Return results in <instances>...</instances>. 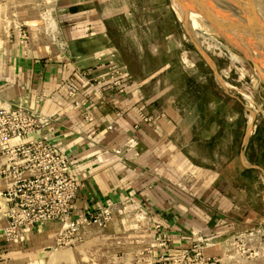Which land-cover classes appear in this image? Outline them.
Masks as SVG:
<instances>
[{
    "label": "crops",
    "instance_id": "1",
    "mask_svg": "<svg viewBox=\"0 0 264 264\" xmlns=\"http://www.w3.org/2000/svg\"><path fill=\"white\" fill-rule=\"evenodd\" d=\"M59 2L64 3L63 9L71 10L65 17L73 23L66 29L65 53L37 42L24 47L1 35L0 109L23 103L48 118L49 125L36 135L64 149L74 163L79 184L73 217L126 203L145 214L153 229L155 225L162 228L172 253L186 248L190 237L218 242L251 230L258 222L257 211L264 209V120L256 124L251 113L238 159V116L232 123L222 118L231 133L226 144L222 122L215 121L212 157L194 153L188 128L175 121V112L164 110L156 116L145 105L146 96L138 82L128 78L124 92L110 85L106 65L109 52L97 41L102 39V29L91 21L98 16L83 8L93 1ZM47 13L54 20L53 33L57 23L53 14ZM32 29L36 32L37 27ZM83 71L88 77L81 76ZM96 82L100 84L96 86ZM69 87L75 91L73 96L68 95ZM206 143L214 146L213 140ZM0 207V264H39L41 261H33L35 252L54 244L59 226L41 224L25 242L8 245L1 234L5 226L1 200ZM263 221L260 216L259 224ZM114 223H108L107 230L120 226ZM103 230L84 228L83 242H100L95 233ZM48 232L50 237L31 243L32 236ZM133 249L130 246L127 250L134 254ZM111 254L106 249L102 256L108 258Z\"/></svg>",
    "mask_w": 264,
    "mask_h": 264
},
{
    "label": "rangeland",
    "instance_id": "2",
    "mask_svg": "<svg viewBox=\"0 0 264 264\" xmlns=\"http://www.w3.org/2000/svg\"><path fill=\"white\" fill-rule=\"evenodd\" d=\"M92 1L83 8L98 16L91 19L102 29V39L97 38V41L108 49L109 59L123 67L129 79L142 86L145 105L152 108L156 116L164 110L175 112V121L189 130L188 137L195 146L192 151L202 157H212L215 121L222 122L221 133L226 144L231 138L227 122L232 123L238 116V159L239 144L251 113L256 124L264 120V78L262 80L258 74L263 72L264 76V62L254 57V48L239 36L236 15L240 30L251 39L253 19L256 18L259 42L264 48V0H215L204 6L213 18V30L219 33H213L211 29L194 30V27L191 30L197 44L177 16L180 7H172L170 0ZM63 4L59 0H0V37L18 41V29L22 26L29 36L25 47L37 42L65 53L66 29L73 27V23L71 18L65 17L71 10L63 9ZM190 8L197 12L196 7ZM47 11L53 14L57 23V31L53 33L54 20L50 13L45 14ZM199 13L201 15L202 11L198 10ZM219 16L224 23L222 33V24L218 23L215 29V18L219 19ZM32 26L38 31H32ZM218 76L224 81L220 82ZM211 140L213 147L206 143ZM257 215L258 222L251 230L218 242L190 237L186 248L172 253L169 242L167 246L162 245L161 234L165 233L161 227L156 229L155 225L154 232L145 214L120 202L114 204L108 221L120 226L108 230V223L104 228L93 226L96 230L104 229L101 234L95 233L100 242L85 243L80 232L68 245L50 244L35 252L33 261H41L39 264H264V221L259 224L260 216L264 219V209L257 211ZM50 235L49 232L39 234L30 240L33 243ZM104 235L108 236L107 240ZM236 237L238 239L234 240ZM130 246L134 248V254L127 250ZM106 249L112 257L102 256Z\"/></svg>",
    "mask_w": 264,
    "mask_h": 264
},
{
    "label": "built area",
    "instance_id": "3",
    "mask_svg": "<svg viewBox=\"0 0 264 264\" xmlns=\"http://www.w3.org/2000/svg\"><path fill=\"white\" fill-rule=\"evenodd\" d=\"M17 38L22 46L28 45L29 36L22 26ZM106 65L110 85L124 92L129 86L124 68L110 59ZM81 76L88 77V72H81ZM95 84L98 86L100 82ZM74 93L69 87L68 95ZM48 125V118L23 103L0 109V200L5 220L1 234L8 245L25 242L36 227L45 223L59 226L55 245H68L82 229L104 228L112 216L114 204L73 217L79 184L73 172L74 163L64 149L36 135ZM161 235L162 245L167 246L166 234ZM70 237H74L73 240Z\"/></svg>",
    "mask_w": 264,
    "mask_h": 264
},
{
    "label": "bare ground",
    "instance_id": "4",
    "mask_svg": "<svg viewBox=\"0 0 264 264\" xmlns=\"http://www.w3.org/2000/svg\"><path fill=\"white\" fill-rule=\"evenodd\" d=\"M215 0H170V4L172 7H177L179 9H177V16L179 18V20L182 22V24H184L185 26V29L187 30V32L189 33V36L191 38H193L194 41H196L195 43L197 44V40L195 38V36H193V31L191 30L192 28H194V30H213L214 28V21H212V17H210L211 15L209 13H207L204 9V6H208V5H211L212 3H215L214 2ZM177 2H179L181 5L177 4ZM196 7L197 9V12L192 10L190 7ZM175 7V8H176ZM174 9V8H173ZM198 10H201L202 13L200 15V13L198 14ZM174 12H176V10H174ZM208 15V16H207ZM208 17V19H207ZM219 19H216L215 18V29L217 28L218 26V23L219 24H222L223 23V19L221 20L220 16L218 17ZM211 19V20H210ZM238 19V18H237ZM192 22H191V21ZM210 20V21H209ZM220 20V22H219ZM254 27L251 31V37L252 39L247 36L245 33H243L241 30H240V27L238 26V21H236V25L238 27V33H239V36L246 42V44L249 46V47H253L254 49V57L256 59H258L259 61L261 62H264V49L263 47L261 46L260 42H259V38H258V34H259V23L258 21H256V18L254 17ZM193 21L195 23H193ZM49 23V22H48ZM193 23V24H192ZM224 24V23H223ZM223 24H222V29H221V25H220V33H222V31L224 30V27H223ZM230 24V23H229ZM213 27V28H212ZM234 29V28H233ZM213 30V33L217 32L219 33L218 31H215ZM238 36V35H237ZM238 36V37H239ZM224 37V36H223ZM208 39V38H207ZM242 40V41H243ZM219 43V41H218ZM215 46V45H214ZM197 49L200 51L201 49L199 48V46L197 45ZM253 52V51H252ZM251 54V53H250ZM204 57V56H203ZM208 61V59H207ZM263 64V63H262ZM257 65V64H256ZM264 65V64H263ZM254 67H255V64H254ZM258 74H260L259 76L262 77V80L264 78L263 76V72H258ZM219 77V76H218ZM264 83V82H263ZM241 91V90H240ZM250 117V116H249ZM250 122H251V119H250ZM249 122V123H250ZM1 208V207H0Z\"/></svg>",
    "mask_w": 264,
    "mask_h": 264
},
{
    "label": "flooded vegetation",
    "instance_id": "5",
    "mask_svg": "<svg viewBox=\"0 0 264 264\" xmlns=\"http://www.w3.org/2000/svg\"><path fill=\"white\" fill-rule=\"evenodd\" d=\"M238 18V14L236 15V19ZM237 21H238V19H237ZM254 22V21H253ZM261 44V43H260ZM261 46H262V44H261ZM263 47V46H262ZM264 49V48H263Z\"/></svg>",
    "mask_w": 264,
    "mask_h": 264
},
{
    "label": "water",
    "instance_id": "6",
    "mask_svg": "<svg viewBox=\"0 0 264 264\" xmlns=\"http://www.w3.org/2000/svg\"><path fill=\"white\" fill-rule=\"evenodd\" d=\"M250 124V123H249Z\"/></svg>",
    "mask_w": 264,
    "mask_h": 264
}]
</instances>
